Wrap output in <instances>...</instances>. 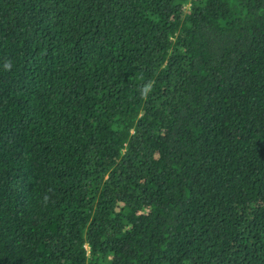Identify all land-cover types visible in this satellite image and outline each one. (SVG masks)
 Returning <instances> with one entry per match:
<instances>
[{"label": "trees", "instance_id": "trees-1", "mask_svg": "<svg viewBox=\"0 0 264 264\" xmlns=\"http://www.w3.org/2000/svg\"><path fill=\"white\" fill-rule=\"evenodd\" d=\"M0 264H264V0H0Z\"/></svg>", "mask_w": 264, "mask_h": 264}, {"label": "clouds", "instance_id": "clouds-1", "mask_svg": "<svg viewBox=\"0 0 264 264\" xmlns=\"http://www.w3.org/2000/svg\"><path fill=\"white\" fill-rule=\"evenodd\" d=\"M6 67H8V65H5Z\"/></svg>", "mask_w": 264, "mask_h": 264}]
</instances>
